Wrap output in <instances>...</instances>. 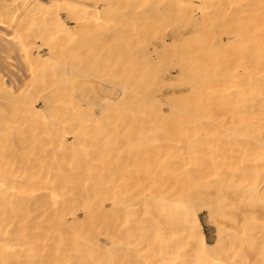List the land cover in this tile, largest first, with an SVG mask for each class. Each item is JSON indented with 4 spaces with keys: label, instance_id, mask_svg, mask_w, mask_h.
I'll list each match as a JSON object with an SVG mask.
<instances>
[{
    "label": "bare ground",
    "instance_id": "6f19581e",
    "mask_svg": "<svg viewBox=\"0 0 264 264\" xmlns=\"http://www.w3.org/2000/svg\"><path fill=\"white\" fill-rule=\"evenodd\" d=\"M0 264H264V0H0Z\"/></svg>",
    "mask_w": 264,
    "mask_h": 264
},
{
    "label": "rangeland",
    "instance_id": "374dc122",
    "mask_svg": "<svg viewBox=\"0 0 264 264\" xmlns=\"http://www.w3.org/2000/svg\"><path fill=\"white\" fill-rule=\"evenodd\" d=\"M233 52V51H232ZM176 70H174V71H172V73L170 74V77L171 78H173L172 76H174L176 73H173V72H175ZM173 74V75H172ZM172 75V76H171ZM176 76V75H175ZM174 76V77H175ZM182 91H183V89H182ZM103 92V91H102ZM184 92V91H183ZM162 109L164 110V111H166V109H167V107L166 106H162ZM99 114V112L97 111L96 112V115H98ZM136 142H138V141H136ZM222 144H224V143H222ZM134 145H135V147H136V149H135V157H136V163L137 164H135L134 162H132V161H129L127 158H126V160H128V162L130 163L131 162V164H132V166L134 167L135 165V168H133V167H131V169L130 168H127L126 167V169H127V171L126 172H130L131 173V170L133 169V170H136L137 171V166H138V168H140L141 167V169H142V167L143 166H145L146 168H147V164L145 163V161H146V158H145V156H146V150H145V147L144 146H142V145H138L137 146V143H135V141H134ZM225 146H224V148H226V149H228L229 150V147H227V146H232V144L231 145H229V144H224ZM222 146V145H221ZM129 154L132 152V146L131 147H129ZM127 152V154H128V151H126ZM125 152V153H126ZM124 154V153H123ZM216 158H220L221 159V157H219V156H217ZM122 159V158H121ZM121 159H119V160H121ZM219 159V160H220ZM127 162V161H126ZM209 161H206V163H208ZM129 163H125V164H127L129 167L131 166V164L129 165ZM142 163H145V165H142ZM134 164V165H133ZM209 164V163H208ZM211 164V163H210ZM145 167H143V169H145ZM129 169V170H128ZM140 169V171L141 172H144L145 170H141ZM132 170V172L133 173H136V171L134 172ZM139 170V169H138ZM128 172V173H129ZM139 172V171H138ZM141 172H139V173H141ZM207 201H205V203H206ZM203 208V207H202ZM200 208V209H198V210H196L197 211V213H198V218H199V221H200V224H201V228H202V232H203V234H204V236H205V239H206V241L208 242V243H213L214 241H215V238H216V228H215V226H214V223L212 222V218H210L209 217V215H208V213L206 212V209L205 208Z\"/></svg>",
    "mask_w": 264,
    "mask_h": 264
}]
</instances>
